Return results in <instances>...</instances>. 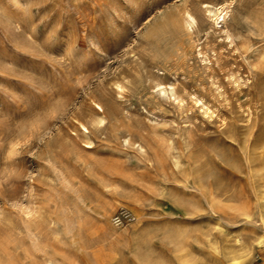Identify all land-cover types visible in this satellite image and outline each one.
<instances>
[{
	"label": "rangeland",
	"instance_id": "1",
	"mask_svg": "<svg viewBox=\"0 0 264 264\" xmlns=\"http://www.w3.org/2000/svg\"><path fill=\"white\" fill-rule=\"evenodd\" d=\"M263 205L264 0H0V264H264Z\"/></svg>",
	"mask_w": 264,
	"mask_h": 264
},
{
	"label": "bare ground",
	"instance_id": "2",
	"mask_svg": "<svg viewBox=\"0 0 264 264\" xmlns=\"http://www.w3.org/2000/svg\"><path fill=\"white\" fill-rule=\"evenodd\" d=\"M231 2V1H230ZM202 3H203V7H204V11L207 13V15L209 16V18L212 20V22L214 23V24H217V26H218V24L220 25V27H224V23H225V20H226V18L228 17V15H229V11H230V6H229V2H222V3H218V2H214V1H202ZM205 5H208V7H205ZM186 11V10H185ZM186 13V22H187V24L190 26V27H192L191 25H193V24H196V19H195V16L191 13V12H189V11H187V12H185ZM10 19V18H9ZM9 21V20H8ZM212 22H211V25H212ZM13 24V23H12ZM17 25V24H16ZM223 25V26H222ZM194 26V25H193ZM214 27V26H213ZM216 28V27H215ZM218 28V27H217ZM214 29V28H213ZM222 29V28H221ZM219 30H220V28H219ZM219 30H218V32H219ZM222 32L225 34V37L224 38H229L230 39V41H232L233 39L231 38V34L229 33V31L226 29V28H223L222 29ZM233 43V42H232ZM232 45V44H231ZM233 46V45H232ZM200 48V47H199ZM201 49V48H200ZM199 52H200V50H199ZM198 52V53H199ZM205 55V54H204ZM205 58H206V55H205ZM78 59V58H77ZM207 59V58H206ZM208 60V59H207ZM172 82V81H171ZM111 83V82H110ZM114 85H115V92L118 94V96L119 97H124V91H125V86H124V84L122 83V81H115L114 82ZM156 86H157V94L159 95V93H166V94H170V96H172L173 97V99L174 100H176L177 101V104L179 105V106H181V105H183V103L181 104V102H183V98L178 94V92L176 91V89H175V86H174V84L173 83H167V84H164V83H161V82H157L156 83ZM113 88V87H112ZM104 92V91H103ZM156 93V92H155ZM100 96V95H99ZM194 97V96H193ZM196 98H197V96H196ZM195 98V99H196ZM97 99V98H96ZM99 99V98H98ZM168 100V99H167ZM202 100V99H201ZM100 101V100H99ZM99 101H96V100H93V102L96 104V106H95V117H94V119H93V123L94 124H96V126H98V127H103V126H105L106 125V123L108 122V116H107V111H106V109L103 107V105L99 102ZM198 101V100H197ZM103 102V101H102ZM91 103V102H90ZM196 103V102H195ZM203 103H204V101H203ZM125 104H126V101H125ZM106 105V104H105ZM124 105V104H123ZM208 105V104H207ZM204 106V105H203ZM208 107V106H207ZM96 108H97V110H96ZM139 110V109H138ZM207 110H209L208 108H207ZM144 111H145V113L146 114H152V113H150L149 112V110L148 109H144ZM213 111V110H212ZM93 113V112H92ZM139 113V112H138ZM210 113V112H209ZM212 113V112H211ZM126 114V113H125ZM206 114V113H205ZM210 116H211V114H209ZM148 116V115H147ZM151 116H153V115H151ZM52 121V120H51ZM78 124H79V126L81 127V129H79L80 130V134L86 139V142L89 144L90 142H91V140H90V137H89V129L87 128V126L83 123V122H80V121H78ZM75 126V125H74ZM79 127V128H80ZM76 128V127H75ZM72 132V131H71ZM77 134V133H76ZM79 136V135H78ZM121 136H123L121 139H123V141L125 142V143H129L130 142V140H131V135L129 134V133H126L125 135L123 134V135H121ZM80 138V137H79ZM117 139V138H116ZM120 139V140H121ZM133 139V138H132ZM122 141V142H123ZM135 141V140H134ZM80 142V141H79ZM84 145V144H83ZM137 145V144H136ZM139 145V147H138V149H140L141 151H144V148H143V146L142 145H140V144H138ZM175 154V153H174ZM174 154H172V155H174ZM180 155V154H179ZM181 156V155H180ZM179 156V157H180ZM178 157V156H177ZM179 157H178V159H179ZM172 158V157H171ZM173 159V158H172ZM181 159H182V156H181ZM180 159V160H181ZM182 161V160H181ZM184 161V160H183ZM181 163V162H180ZM117 165V164H116ZM166 189V188H165ZM134 193V192H133ZM132 197V196H131ZM32 203V202H31ZM116 203V202H115ZM124 203V202H123ZM122 203V204H123ZM117 204H118V202H117ZM121 204V203H120ZM125 205H126V203H125ZM123 206V205H122ZM264 206V205H263ZM128 207V206H127ZM126 207V208H127ZM128 208H130V207H128ZM261 211V210H260ZM26 212V211H25ZM59 212V211H58ZM128 212V211H127ZM61 213V212H60ZM64 213V212H63ZM263 213V215H264V212H262ZM43 214H45L44 212H43ZM46 214H48V213H46ZM53 214V213H52ZM50 215H51V213H50ZM58 215V214H57ZM103 215H104V213H103ZM133 215V214H132ZM245 215H247V214H245ZM263 215H261V216H259L260 217V221H261V224H262V226H264V216ZM34 216V215H33ZM48 216H49V214H48ZM52 216V215H51ZM54 216H55V213H54ZM53 216V217H54ZM105 216V215H104ZM40 218V217H39ZM42 219L44 218L43 216L41 217ZM40 218V219H41ZM50 218V217H49ZM59 218H61L60 216H59ZM107 218H108V216H107ZM118 217L116 216V217H112V219L115 221V222H117L118 221V219H117ZM33 219V218H32ZM45 219V218H44ZM43 219V220H44ZM29 220V219H28ZM35 220H37V222L39 221V219L38 218H36ZM42 220V221H43ZM48 220V219H47ZM58 220V219H57ZM61 220V219H60ZM106 220V219H105ZM33 221V220H32ZM52 221V220H51ZM59 221V220H58ZM58 221H54V222H56V224H58L57 222ZM113 221V222H114ZM27 223H28V221H26ZM25 222V223H26ZM36 222V221H35ZM36 222V223H37ZM40 222V221H39ZM60 222V221H59ZM43 223V222H42ZM44 223H45V220H44ZM62 223V222H61ZM65 223V222H64ZM120 223V222H119ZM29 224V223H28ZM40 224H41V222H40ZM47 224L48 223H46V226H47ZM106 224H107V222H106ZM35 225V224H34ZM43 224H41V226H42ZM62 226H63V223L61 224ZM66 225V224H65ZM48 226H50V225H48ZM59 226H60V224H59ZM67 226V225H66ZM109 226V225H108ZM29 227H33V226H31V224H30V226ZM51 227V226H50ZM104 227V226H103ZM33 228H36L37 229V226H35V227H33ZM40 229H42L43 227H39ZM39 228L37 229L38 231H39ZM47 228V227H46ZM52 229H53V225H52V227H51ZM108 228V227H107ZM112 229H113V227H112ZM61 230V229H60ZM111 230V229H110ZM262 232H259V235H257L258 236V242H262V241H264V228L262 227ZM27 231V230H26ZM49 231V230H48ZM56 232H57V229L55 230ZM5 232V231H4ZM36 232V231H35ZM34 233V232H33ZM112 233V232H111ZM110 233V234H111ZM115 233V232H114ZM118 233V232H117ZM121 233V232H120ZM4 234V233H3ZM28 234H30L29 232H28ZM36 234V233H35ZM39 234V233H38ZM124 234V233H123ZM34 235V234H33ZM33 235H31L30 237H32ZM37 236V235H36ZM106 236L108 237L109 236V234H106ZM112 236H114V235H112ZM117 236V235H116ZM1 237V236H0ZM38 237V236H37ZM110 237V236H109ZM122 237V236H121ZM44 238V237H43ZM62 238V237H61ZM124 238H125V235H124ZM20 239H21V237H20ZM31 240L33 239V237L32 238H30ZM111 239V238H110ZM118 239H121L122 240V238H120V237H118ZM30 240V241H31ZM33 240H36V238H34ZM22 242V241H21ZM33 242H31L30 243V247H32V244ZM80 243H82V242H80ZM79 243V244H80ZM239 243H241V242H239ZM255 243V242H254ZM257 243V242H256ZM35 244V243H34ZM34 244H33V246H34ZM39 244V243H38ZM37 244V245H38ZM81 245V244H80ZM27 246H29V245H27ZM231 246V245H230ZM39 247V246H38ZM81 247V246H80ZM25 248V247H24ZM62 248V247H61ZM82 248V247H81ZM32 249V248H31ZM46 249V248H45ZM49 249V248H48ZM54 249H55V247H54ZM57 249V248H56ZM55 249V250H56ZM59 249V248H58ZM64 248H62L61 249V252H62V250H63ZM27 250V249H26ZM35 250H36V248H35ZM40 250V249H39ZM77 250V249H76ZM248 250V249H247ZM24 251H25V249H24ZM42 251V250H41ZM45 251V250H44ZM67 251V250H66ZM29 252V251H28ZM27 252V253H28ZM32 252V251H31ZM31 252H29V253H31ZM57 252H59V250L57 251ZM68 252V251H67ZM33 253V252H32ZM177 253V252H176ZM34 254V253H33ZM103 254V253H102ZM24 255V254H23ZM41 255H43L42 253H41ZM70 255V254H69ZM28 256H30V254H28ZM32 256V255H31ZM35 256H37V255H35ZM104 256V255H103ZM248 256V255H247ZM6 257V256H5ZM38 257V256H37ZM13 258V257H12ZM69 258H70V256H69ZM35 259V258H34ZM40 259V258H39ZM7 260V259H6ZM28 260H30V259H28ZM36 260V259H35ZM38 260V259H37ZM36 260V261H37ZM10 261H11V259H10ZM31 261V260H30ZM184 261H185V259H184ZM2 262V261H1ZM30 264H32V262L30 263ZM33 264H35V262L33 263ZM38 264H39V261H38ZM41 264H63V262H60L59 260H57L56 258H55V256H53L52 254H44L43 255V257H42V259H41ZM185 264H186V262H185ZM195 264V263H194ZM227 264H244V255H242V254H233V255H231L228 259H227Z\"/></svg>",
	"mask_w": 264,
	"mask_h": 264
},
{
	"label": "snow or ice",
	"instance_id": "3",
	"mask_svg": "<svg viewBox=\"0 0 264 264\" xmlns=\"http://www.w3.org/2000/svg\"><path fill=\"white\" fill-rule=\"evenodd\" d=\"M164 3L169 2V0H163ZM205 7H208V5H205Z\"/></svg>",
	"mask_w": 264,
	"mask_h": 264
}]
</instances>
